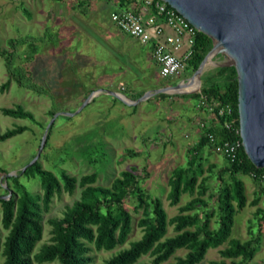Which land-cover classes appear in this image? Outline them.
Returning a JSON list of instances; mask_svg holds the SVG:
<instances>
[{
	"label": "rangeland",
	"instance_id": "rangeland-1",
	"mask_svg": "<svg viewBox=\"0 0 264 264\" xmlns=\"http://www.w3.org/2000/svg\"><path fill=\"white\" fill-rule=\"evenodd\" d=\"M111 9L108 0H0V134L15 126L25 127L22 133L0 142V199L7 195L16 198L26 191L39 202L42 195L39 177L25 175L21 170L37 154L52 115L61 113L53 120L46 138L47 130L35 161L39 171L49 173L56 180L59 191L51 197L48 210L40 214L41 236L32 253L48 243L47 220L60 218L64 209L79 199L78 180L83 175H95L92 186L108 187L121 172L131 171L143 193L160 201L167 220L177 215L179 207L198 199L206 205L193 209L196 225L209 215L210 231L217 228L218 194L222 190L233 194L230 177L223 173V158L203 147L193 166L196 184L205 179L203 193L199 194L196 187L191 194L183 192L173 206L166 199L167 180L172 171L187 167L188 150L196 145L203 130L213 127L212 108L193 99L177 97L195 93L165 94L163 98L154 95L134 106L97 94L84 105L85 98L96 89L119 92L135 100L146 91L178 81L160 78L157 68L146 62L145 52L138 45L134 44L131 49L138 57L123 51L131 45L117 36L109 21ZM12 40L23 42H15L12 49ZM33 41L35 52L31 50ZM8 53L14 56L11 66L23 75L22 83L29 79L34 87L22 86L10 75L5 60ZM225 64L227 61L222 55H214L201 72L196 93L203 85L223 79L217 70ZM191 74L185 72L183 79ZM122 86L124 90L120 89ZM16 106L30 113L32 120L10 118L1 113V109ZM62 176L75 179L71 192L62 189ZM233 178L242 186L244 205L232 217L227 240L209 247L198 264H239V258L225 259L219 252L230 247V241L243 243L256 237L253 256L240 264H264V221L260 218L264 213L260 191L264 179L257 185L248 174H235ZM229 203L235 209L236 201L231 199ZM125 209L131 217V231L125 243L108 252L92 248L91 264L102 263L140 237L141 230L136 223L141 211L135 208V201L130 197L125 201ZM5 235L6 230L0 223V241ZM172 235V226L168 225L165 237ZM186 252L176 250L162 264H171ZM150 259L145 255L135 264ZM2 261L0 256V264Z\"/></svg>",
	"mask_w": 264,
	"mask_h": 264
},
{
	"label": "trees",
	"instance_id": "trees-1",
	"mask_svg": "<svg viewBox=\"0 0 264 264\" xmlns=\"http://www.w3.org/2000/svg\"><path fill=\"white\" fill-rule=\"evenodd\" d=\"M129 0H121L118 5H126ZM15 42L19 44L23 40H12L11 48ZM34 41L31 50L35 52ZM211 46L210 40L197 33L192 47V54L187 60V72L193 73ZM14 56L7 54L6 69L22 86L34 87L26 79L22 83L23 75L19 69L13 68ZM223 76L209 85H203L199 93L192 95H177L179 98H189L207 104L213 116V127L203 130L202 136L196 145L188 150L190 158L187 167L174 169L167 180L169 187L166 199L170 206L176 205L179 196L183 192L192 193L196 187L199 194L203 193L205 179L196 184L193 166L201 148L208 147L212 151V144L206 134L214 138L213 144L223 142L240 143L237 118V85L235 73L232 67H221L217 70ZM28 84V85H26ZM6 86V85H4ZM90 91V90H89ZM141 95V94H140ZM156 97H165V94H157ZM114 101V99H113ZM229 108V114L219 116L218 109ZM4 116L15 119H30V113L23 111L20 106L11 109H1ZM53 123L50 124L46 138L49 136ZM227 125V126H226ZM25 130L23 126H15L0 134V142L5 141ZM225 166L223 173L230 177L233 194L222 190L218 194L217 228L208 229V216L202 219L197 226L195 208L205 207L206 203L193 199L177 209V215L170 220L157 198H151L138 186L137 177L131 171H123L114 178L108 187L92 186L95 175H83L78 180L81 188L79 199L71 207H66L60 218L47 220L50 227L47 244H43L36 253L34 245L41 236V212L48 210L50 199L59 191L56 180L47 172L39 171V164L34 162L24 170L25 175L39 177L41 198L36 201L31 194L22 191L18 197L0 199L1 226L6 230L3 241H0L1 264H91L89 255L91 249L95 251H111L125 243L131 231V217L125 209V201L132 198L135 208L141 211V217L136 226L141 230L138 239L129 242L127 248L121 249L100 264H135L145 255L151 259L141 264H162L166 262L176 250H186L184 257H176L171 264H198L209 247H215L225 242L230 235L233 224L232 217L237 210L244 205V196L240 182L233 178L235 174L251 175L257 185L261 178L264 179V168L256 169L243 153L241 143L236 150V159L229 162L223 158ZM62 183L67 192L74 188L75 179L62 176ZM264 198V186L260 187ZM234 199L235 209L230 205ZM207 208V207H206ZM264 221V213L260 216ZM172 226L173 235L165 237L166 228ZM191 228H193L191 230ZM258 241L250 239L243 243L230 241V247L219 252V256L225 259L239 258L240 263L251 259L255 252L253 247ZM239 263V264H240ZM211 264H223L212 262ZM230 264H234L233 262Z\"/></svg>",
	"mask_w": 264,
	"mask_h": 264
},
{
	"label": "water",
	"instance_id": "water-1",
	"mask_svg": "<svg viewBox=\"0 0 264 264\" xmlns=\"http://www.w3.org/2000/svg\"><path fill=\"white\" fill-rule=\"evenodd\" d=\"M161 1L210 40L211 46L196 70L188 79L146 91L135 100L119 92L96 89L88 94L84 105L99 93H105L126 106L137 105L157 94L196 93L203 68L214 55H222L227 61L223 67H232L235 73L238 134L243 153L256 169L264 168V0ZM59 115L61 113L52 115L44 129L37 154L21 172L36 161L46 132ZM8 198L7 195L1 199Z\"/></svg>",
	"mask_w": 264,
	"mask_h": 264
},
{
	"label": "built area",
	"instance_id": "built-area-1",
	"mask_svg": "<svg viewBox=\"0 0 264 264\" xmlns=\"http://www.w3.org/2000/svg\"><path fill=\"white\" fill-rule=\"evenodd\" d=\"M120 1L113 0L114 7L109 12L111 24L138 44L149 47L150 58L160 78L183 81L187 60L199 32L161 0H129L126 5L119 6ZM124 86L120 89L124 90ZM217 114H229V108H220ZM206 137L212 144V152L229 162L236 159L240 143L213 144V136L206 134Z\"/></svg>",
	"mask_w": 264,
	"mask_h": 264
},
{
	"label": "crops",
	"instance_id": "crops-1",
	"mask_svg": "<svg viewBox=\"0 0 264 264\" xmlns=\"http://www.w3.org/2000/svg\"><path fill=\"white\" fill-rule=\"evenodd\" d=\"M108 1H109V3H110V6H112V9H113V7H114V2H113V0H108ZM112 9H111V10H112ZM110 23H111V22H110ZM116 34H117V36H119L120 38H122L126 43H128V44L131 45L130 48H125V47H124V50H123V51H126L127 53H130V54H134L135 56L138 57V55L135 53V51H134V50H131V49L133 48L132 46H133L134 44H136V45H138L140 48H142V49L144 50V52H145V56H146V62H148L150 65L152 64L153 66H155V65L153 64L151 58H150V49H149V47H147V46H142V45L138 44L136 41L132 40L131 38L127 37L126 35L120 33V32L117 31V30H116ZM124 53H125V52H124ZM139 58H141V57H139ZM155 67H156V66H155ZM129 93L132 94L133 91H131V92H129ZM100 94H102V96H108V95H106L105 93H99L97 96H101ZM94 97H95V96H94ZM111 98H112V97H111Z\"/></svg>",
	"mask_w": 264,
	"mask_h": 264
},
{
	"label": "bare ground",
	"instance_id": "bare-ground-1",
	"mask_svg": "<svg viewBox=\"0 0 264 264\" xmlns=\"http://www.w3.org/2000/svg\"><path fill=\"white\" fill-rule=\"evenodd\" d=\"M192 87H193V86H192ZM192 87H190V88H187V90L191 89Z\"/></svg>",
	"mask_w": 264,
	"mask_h": 264
},
{
	"label": "flooded vegetation",
	"instance_id": "flooded-vegetation-1",
	"mask_svg": "<svg viewBox=\"0 0 264 264\" xmlns=\"http://www.w3.org/2000/svg\"><path fill=\"white\" fill-rule=\"evenodd\" d=\"M170 82V81H169Z\"/></svg>",
	"mask_w": 264,
	"mask_h": 264
}]
</instances>
